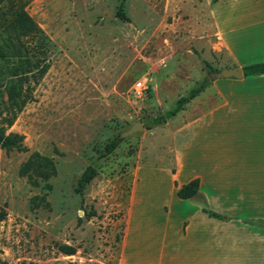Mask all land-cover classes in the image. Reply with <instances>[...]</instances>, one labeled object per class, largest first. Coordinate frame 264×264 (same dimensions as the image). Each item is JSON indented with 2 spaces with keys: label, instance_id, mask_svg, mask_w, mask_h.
I'll list each match as a JSON object with an SVG mask.
<instances>
[{
  "label": "rangeland",
  "instance_id": "obj_1",
  "mask_svg": "<svg viewBox=\"0 0 264 264\" xmlns=\"http://www.w3.org/2000/svg\"><path fill=\"white\" fill-rule=\"evenodd\" d=\"M217 2L126 0L128 20L118 16L121 0L26 3L53 52L34 100L8 130L25 135L28 151L0 149V210L7 211L0 264H117L136 169L155 161L146 144L160 126L147 125L207 77L209 65L230 63L211 46ZM21 43L34 56L35 39ZM146 80L139 95L134 87ZM138 120L146 129L102 157L106 143ZM34 152L56 167L47 180L35 175L38 185L21 174ZM91 164L97 175L80 194L78 180ZM62 244L76 253L66 255Z\"/></svg>",
  "mask_w": 264,
  "mask_h": 264
},
{
  "label": "crops",
  "instance_id": "obj_2",
  "mask_svg": "<svg viewBox=\"0 0 264 264\" xmlns=\"http://www.w3.org/2000/svg\"><path fill=\"white\" fill-rule=\"evenodd\" d=\"M213 7L223 68L264 62V0ZM165 124L146 144L154 163L136 169L117 264H264V227L246 222L264 220V73L212 80Z\"/></svg>",
  "mask_w": 264,
  "mask_h": 264
},
{
  "label": "trees",
  "instance_id": "obj_3",
  "mask_svg": "<svg viewBox=\"0 0 264 264\" xmlns=\"http://www.w3.org/2000/svg\"><path fill=\"white\" fill-rule=\"evenodd\" d=\"M28 1L0 0V149L4 148L7 151H28V147L24 142L25 135L13 131L8 132V130L25 106L34 100L36 86L51 67L52 40L25 11L24 7ZM125 2L126 0H121L118 16L121 19L128 20L123 10ZM5 6H8L6 7L8 9H5ZM21 37L35 39L34 56L30 57L28 55L30 51L28 47L22 43L18 44ZM209 67L211 71L215 70L212 66L209 65ZM242 70L245 76L264 73V62L244 66ZM210 83L211 81L205 77L191 88L186 95L180 96L173 107L154 116L147 128L151 129L164 125L168 120L176 117ZM122 141L123 139L118 138V136L111 139L106 143L101 156H109L120 146ZM55 172L56 167L53 159L38 152L32 153L21 168V174L28 176L35 185L39 184L37 180H34L35 175L47 180ZM96 175V167L92 164L89 165L78 180L77 192L83 194L86 186ZM199 186V179H193L180 186L178 195L181 198H191L198 193ZM203 210L210 216L224 218L223 215L207 207H204ZM6 216L7 211L0 210V220H4ZM246 222L264 227V220H247ZM60 250L66 255L76 253V248L68 244L60 245Z\"/></svg>",
  "mask_w": 264,
  "mask_h": 264
},
{
  "label": "water",
  "instance_id": "obj_4",
  "mask_svg": "<svg viewBox=\"0 0 264 264\" xmlns=\"http://www.w3.org/2000/svg\"><path fill=\"white\" fill-rule=\"evenodd\" d=\"M243 70L240 66L222 68L220 70H214L209 72L207 78L212 81L221 78H242ZM146 129L145 124L142 120L133 122V124L126 130L122 131L118 138L125 139L137 133L143 132Z\"/></svg>",
  "mask_w": 264,
  "mask_h": 264
},
{
  "label": "built area",
  "instance_id": "obj_5",
  "mask_svg": "<svg viewBox=\"0 0 264 264\" xmlns=\"http://www.w3.org/2000/svg\"><path fill=\"white\" fill-rule=\"evenodd\" d=\"M147 80L145 82L143 81H138L136 83V86L134 87V91L136 93H138L139 95H141L143 93V91L148 90V87L146 86Z\"/></svg>",
  "mask_w": 264,
  "mask_h": 264
}]
</instances>
